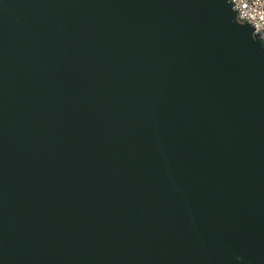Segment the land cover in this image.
<instances>
[{
  "label": "water",
  "instance_id": "1",
  "mask_svg": "<svg viewBox=\"0 0 264 264\" xmlns=\"http://www.w3.org/2000/svg\"><path fill=\"white\" fill-rule=\"evenodd\" d=\"M0 264H264V44L229 0H0Z\"/></svg>",
  "mask_w": 264,
  "mask_h": 264
},
{
  "label": "built area",
  "instance_id": "2",
  "mask_svg": "<svg viewBox=\"0 0 264 264\" xmlns=\"http://www.w3.org/2000/svg\"><path fill=\"white\" fill-rule=\"evenodd\" d=\"M237 19L250 24L264 44V0H229Z\"/></svg>",
  "mask_w": 264,
  "mask_h": 264
}]
</instances>
